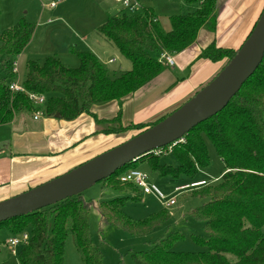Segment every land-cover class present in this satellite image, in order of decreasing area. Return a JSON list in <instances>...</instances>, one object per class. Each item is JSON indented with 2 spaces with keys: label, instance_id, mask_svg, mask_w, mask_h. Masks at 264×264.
Returning a JSON list of instances; mask_svg holds the SVG:
<instances>
[{
  "label": "trees",
  "instance_id": "obj_1",
  "mask_svg": "<svg viewBox=\"0 0 264 264\" xmlns=\"http://www.w3.org/2000/svg\"><path fill=\"white\" fill-rule=\"evenodd\" d=\"M182 6L186 12L169 18V32H164L151 8L137 13L121 10L108 15L96 32L131 64L130 70L117 77L110 78L108 70L93 53L74 50L78 59L76 68L65 67L51 56L41 64L29 61L22 81L24 91L12 93L8 81L15 80L16 74L12 72L10 60L22 53L35 30V24L23 18L18 20L13 27L0 32V57L7 60L9 71V79H0V125L30 113L40 112L46 117L58 114L62 120L72 121L82 114L94 117L91 114L94 105L116 101L121 107L123 99L168 68L153 58L152 53L174 56L194 44L201 29L215 30L217 0H182ZM236 52L212 43L196 59L212 63L224 61L225 66ZM28 93L45 96L44 104L34 105ZM166 116L152 123L124 126L120 109L110 120L95 119L100 126L97 133L110 135L130 130L142 132ZM203 136L211 142L224 165V173L216 184L207 183L191 190L205 201L190 214L203 223L206 233V237L193 235L192 239L207 251L174 252L173 243L183 238L176 231L163 236L147 250L131 251L134 264H264V56L254 74L221 112L194 127L171 150L168 146L157 150V156L171 153L176 167L160 164L162 156L154 153L129 166L146 160L151 170L162 177L193 178L198 169L208 165ZM123 171L126 167L103 182L115 187L116 183L120 184L117 177ZM81 198L80 194L0 224L15 234L30 228L27 242L17 253L18 264H64V245L69 233L74 236L84 264H103L102 253L89 237L88 205ZM136 199L127 196L101 202V220L131 234L145 235L170 219L162 211L131 222L122 208L126 201Z\"/></svg>",
  "mask_w": 264,
  "mask_h": 264
},
{
  "label": "rangeland",
  "instance_id": "obj_2",
  "mask_svg": "<svg viewBox=\"0 0 264 264\" xmlns=\"http://www.w3.org/2000/svg\"><path fill=\"white\" fill-rule=\"evenodd\" d=\"M52 1H58L54 8L49 7V3ZM138 2L142 9L151 8L153 10L163 30L171 28L169 21L171 16L186 12L182 6V0H138ZM120 10L121 6L115 4L114 0H0V32L10 29L22 18L35 24L32 41L24 50L18 67L16 65L18 69L16 81L22 82L28 60L41 64L47 56H51L56 57L65 67L76 68L78 59L74 50L96 52L98 55L93 54L108 70L110 78H115L121 72L130 70V62L121 57L117 49L110 42L102 40L96 32L97 26L102 25L108 15ZM151 55L158 61L164 62V57L158 53L154 52ZM109 59H115V62L108 63ZM6 61L5 58L0 57V79L6 77L7 80L9 71ZM174 75H176V71ZM33 115L32 113L19 115L12 121ZM139 133L136 130L127 131L120 144ZM203 140L209 157L208 165L204 169H198L193 178L185 176H180L177 179L162 177L159 173L151 170L146 160L133 166L139 172L147 175L148 184L155 186L165 199H174L173 206L167 208L163 201L155 195H141L131 186L116 183V186L112 188L103 181L81 193L82 199L88 205L89 237L94 246L102 253L103 264H134L130 258L131 251L147 250L163 236L176 231H179L183 238L173 243L172 250L174 252L207 251L206 247L197 245L192 239L193 235L206 237V233L203 223L194 220L190 214L205 201L195 196L194 191L191 190L175 192L176 187L192 182L204 181L213 185L220 180L224 172V165L211 142L205 136H203ZM113 146H117L115 142ZM160 164L177 166L171 153L163 154ZM129 165L131 164L125 166L126 170L133 168ZM127 196L137 197L136 200L126 201L122 208L123 214L131 222L142 221L162 211H166L170 219L145 235L131 234L112 223H104L101 220L99 204L117 197ZM22 234L29 236L30 228L27 227L24 231L15 234L8 227L0 226V264H18L17 253L21 245L12 248L9 246L8 240L13 238L21 240ZM64 264H84L71 233L65 239Z\"/></svg>",
  "mask_w": 264,
  "mask_h": 264
},
{
  "label": "crops",
  "instance_id": "obj_3",
  "mask_svg": "<svg viewBox=\"0 0 264 264\" xmlns=\"http://www.w3.org/2000/svg\"><path fill=\"white\" fill-rule=\"evenodd\" d=\"M51 3H55L56 7L58 1L50 2L49 7ZM263 8L264 0H217L215 30L201 29L194 44L171 56L172 67L123 99L121 107L112 101L94 105L91 108L94 117L82 114L72 121H65L56 115L46 117L42 114L34 119V114L0 125V202L74 169L110 150L114 142L120 145L125 135L97 133L100 127L96 119L110 120L121 109L124 126L145 124L155 122L180 107L224 67V61L212 63L196 59L201 50L212 43L221 49L238 50ZM24 50L10 60L12 68L14 62L18 67ZM109 61L115 62V59ZM13 81L16 79L9 80L8 84Z\"/></svg>",
  "mask_w": 264,
  "mask_h": 264
},
{
  "label": "water",
  "instance_id": "obj_4",
  "mask_svg": "<svg viewBox=\"0 0 264 264\" xmlns=\"http://www.w3.org/2000/svg\"><path fill=\"white\" fill-rule=\"evenodd\" d=\"M263 56L264 8L236 54L191 99L124 143L37 187L0 202V224L78 196L131 162L182 140L194 127L228 105L254 74ZM56 117L60 116L57 114Z\"/></svg>",
  "mask_w": 264,
  "mask_h": 264
},
{
  "label": "built area",
  "instance_id": "obj_5",
  "mask_svg": "<svg viewBox=\"0 0 264 264\" xmlns=\"http://www.w3.org/2000/svg\"><path fill=\"white\" fill-rule=\"evenodd\" d=\"M115 4H118L121 6L122 10L127 11L129 13H137L142 10L138 0H114ZM50 7H55V3H51ZM164 57V64L167 67H172L173 66V61L171 56L169 55H162ZM113 61H109V63H112ZM12 72L17 74L16 70V63H13V68ZM9 90L13 92H22L24 91L22 82L19 81H13L9 84ZM28 98L29 100L34 104V105H41L44 104L45 102V96L42 95H37L33 93H28ZM40 112L35 113L34 119H37L38 116H40ZM182 142V140L176 142L179 143ZM175 144V143H174ZM169 145L168 148L171 149V147L174 145ZM154 154L158 155L159 151H154ZM136 162V161H135ZM134 162H131L132 164ZM117 180L119 181L120 184L122 185H132L135 189L139 191L141 195H155L157 198H159L161 201H163V204L165 207H170L175 204L174 199L167 200L163 197L162 193L152 185L148 184V177L146 174L139 172L137 169H128L126 171H123L120 173L117 177ZM207 183L204 181H197V182H192L188 185H183L180 187L175 188V192H182L186 190H192V189H197L201 186H205ZM28 240V236L26 234H22L21 240H18L16 238L8 240V244L10 247H16V246H22L24 243H26ZM12 253H14V250H12Z\"/></svg>",
  "mask_w": 264,
  "mask_h": 264
}]
</instances>
